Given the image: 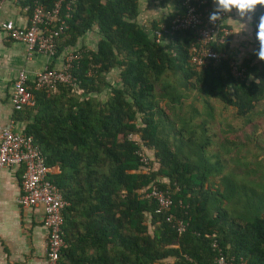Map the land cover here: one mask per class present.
Masks as SVG:
<instances>
[{
	"label": "trees",
	"instance_id": "trees-1",
	"mask_svg": "<svg viewBox=\"0 0 264 264\" xmlns=\"http://www.w3.org/2000/svg\"><path fill=\"white\" fill-rule=\"evenodd\" d=\"M172 1L173 13L142 27L135 0H75L55 55L65 46L78 52L69 70L76 87L31 91L32 107L14 113L24 121L20 133L31 137L49 168L47 179L67 202L61 264H212V241L227 258L264 264V171L259 182L223 172L219 160L205 155L206 139H194V125L179 117V128L157 106L165 101L170 115L180 108V95L162 81L177 75L182 90L229 106L244 119L248 143L255 130L249 116L264 103V62L237 60L241 79L225 60L196 68L189 62L191 33L168 32L169 20L181 11L179 0ZM262 7L253 13L255 36ZM160 25L166 31L155 41ZM90 31L97 38L93 48H74ZM112 70L117 83L105 77ZM130 135L153 150L155 170L143 172ZM150 184L169 195L168 212L156 214L152 200L139 198ZM167 213L186 223L183 232L165 221Z\"/></svg>",
	"mask_w": 264,
	"mask_h": 264
},
{
	"label": "built area",
	"instance_id": "built-area-1",
	"mask_svg": "<svg viewBox=\"0 0 264 264\" xmlns=\"http://www.w3.org/2000/svg\"><path fill=\"white\" fill-rule=\"evenodd\" d=\"M22 0H0V8L5 3H16L20 6ZM75 0H53L49 7L34 3L31 7L20 6L27 13L24 27L17 26L11 21L1 25L6 38L23 45L25 58L30 59L33 54L53 57L58 41L66 29V20L71 17ZM181 11L176 13L168 22V32L188 30L192 40L189 44V62L196 68L207 64L217 63L220 60L227 62L229 73L234 78L243 77V68L225 53L223 46L230 35V31L222 25L221 20L210 23L209 9L205 0H179ZM222 17L221 19L223 18ZM264 15V6L260 15ZM160 31H166L163 25L154 31L157 41ZM79 58L77 51L66 50L62 64L58 69L44 67L28 79L23 71H18L11 82L8 101L12 111L17 112L32 107L33 96L31 91H55L56 86L66 85L75 88L76 79L70 74L71 62ZM130 138V137H129ZM138 161L145 169L148 159L139 153ZM20 166L19 180L20 194L17 203L21 208H39L40 224L45 230L43 253L45 264H61L60 251L63 247L61 234L62 211L67 202L62 198L58 189L47 179L49 168L44 164L43 157L33 143L30 136L12 129L11 122L0 127V168ZM140 199L152 200L155 204L154 212H168L172 206L171 199L166 191L158 189L153 184L147 189H141ZM165 221L170 222L177 233L183 232L186 223L175 219L167 213ZM213 258L212 264H245L238 258H227L214 241L210 243Z\"/></svg>",
	"mask_w": 264,
	"mask_h": 264
},
{
	"label": "crops",
	"instance_id": "crops-1",
	"mask_svg": "<svg viewBox=\"0 0 264 264\" xmlns=\"http://www.w3.org/2000/svg\"><path fill=\"white\" fill-rule=\"evenodd\" d=\"M205 1L211 12L214 8L213 0ZM135 3L138 11L135 21L142 27H147L151 20L164 18L175 11L172 0H135ZM223 14L222 25L230 31L223 46L228 57L238 60L236 57L242 59L248 52L255 53L258 49L253 13L250 14V23L241 20L236 10ZM8 20L24 27L27 13L16 3L5 2L0 8V127L11 122L12 129L20 132L24 121L14 119L15 112L8 101L11 82L16 73L21 70L30 79L44 67L58 69L64 52L72 51L73 48L65 46L53 57L33 54L30 59H26L23 45L10 41L1 29V25ZM241 24L246 27L243 28ZM90 33L78 39L74 48L81 46L92 49L97 38L90 37ZM21 170L18 165L0 168V264H45V230L40 224V209L21 208L17 203ZM170 262L168 259L162 261V264Z\"/></svg>",
	"mask_w": 264,
	"mask_h": 264
},
{
	"label": "rangeland",
	"instance_id": "rangeland-1",
	"mask_svg": "<svg viewBox=\"0 0 264 264\" xmlns=\"http://www.w3.org/2000/svg\"><path fill=\"white\" fill-rule=\"evenodd\" d=\"M90 34V37L95 36V32H91ZM236 58L238 60L241 59ZM242 59L259 60L254 52L251 54L248 52L247 55L244 54ZM234 61L236 62L237 60L234 59ZM105 77L107 80L116 82V70H112ZM162 81L168 83L172 89L175 88L176 93L180 95L181 102L180 108L175 106L177 112L170 115L163 104L165 101H157V106L162 109L163 116H170L169 118L174 116V119H171L174 121V125L179 128L180 123L177 121L179 117L194 125V139L196 140V137H198L199 142L203 138L206 139V147H204L205 155L212 163L215 160H219L220 164H222L223 172L227 173L228 171L230 173L231 170L239 179L259 182L260 175L264 171V103L258 104L255 107L254 112L259 113L258 115L253 114L249 116V119L255 124V130L250 133L251 136L247 143V132L249 131H246L247 129L243 127L244 119L237 118L231 107L225 106L213 99L201 97L199 93L193 90H182L181 86H179L180 77L177 75L168 74ZM104 92L99 94L98 97L102 98ZM200 124H202V129L199 127ZM161 134L164 135V132ZM186 136L187 134L183 137ZM130 139L136 141L139 145V152L152 162L150 166L143 169V172L151 169L155 170L157 164L152 157L153 150L143 145L138 140V135H130ZM169 140L171 141L170 137ZM162 181L165 182L164 180Z\"/></svg>",
	"mask_w": 264,
	"mask_h": 264
},
{
	"label": "clouds",
	"instance_id": "clouds-1",
	"mask_svg": "<svg viewBox=\"0 0 264 264\" xmlns=\"http://www.w3.org/2000/svg\"><path fill=\"white\" fill-rule=\"evenodd\" d=\"M214 8L209 13V22L215 23L221 20L223 13H231L236 10L241 20H246L248 23L252 21L250 14L254 13L257 6H264V0H213ZM243 28L245 24H241ZM256 39L259 43V48L255 52L258 59L264 62V15L259 17L257 24Z\"/></svg>",
	"mask_w": 264,
	"mask_h": 264
}]
</instances>
